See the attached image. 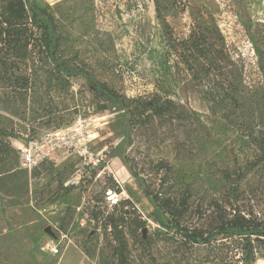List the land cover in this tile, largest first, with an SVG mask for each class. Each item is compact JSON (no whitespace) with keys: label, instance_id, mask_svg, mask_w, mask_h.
Returning <instances> with one entry per match:
<instances>
[{"label":"rangeland","instance_id":"1","mask_svg":"<svg viewBox=\"0 0 264 264\" xmlns=\"http://www.w3.org/2000/svg\"><path fill=\"white\" fill-rule=\"evenodd\" d=\"M29 1L48 8L53 16L61 36L59 57L66 64L86 70L129 99H146L165 91L196 117L190 116L191 120H197L185 125L195 130L190 138L183 134L184 128L168 123L155 124L154 132L144 127L123 138L122 114L110 108L98 112L82 79L70 80L69 88L47 92L43 66L37 62L29 64L35 75L30 77L27 94H12L0 80V126L17 135L10 142L18 153L29 138H42L57 127L68 131L55 154L57 161H46L31 173L16 168L18 174L2 181L0 264H101V243L109 233L101 221L114 209L107 207L104 192L116 182L122 189L120 201H132L147 233L164 229L168 218L139 192L124 155L143 159L145 167L150 161L169 162L184 181L202 189L210 184L214 197H221L227 186L220 179L221 171L227 169L231 180L246 173L238 183V205L242 214L264 220V119L260 111H249L251 116L209 111L205 97L213 90L211 75L200 82L196 71L181 68L168 78L164 90H160L163 83L156 82L168 39L177 45L201 18L219 31L231 60L241 68L243 81L259 82L264 0H173L165 16H157L155 0ZM161 1L165 6V0ZM0 15L19 25L28 24L37 36L25 0H0ZM176 60L171 56L169 61L172 65ZM247 127L250 136L244 133ZM177 144L187 148L189 156L176 158ZM250 162L255 165L249 172ZM92 211L99 214L98 221L91 218ZM81 218L86 222L83 227ZM49 243L58 246L56 254L43 250ZM256 257L255 264H264Z\"/></svg>","mask_w":264,"mask_h":264},{"label":"trees","instance_id":"2","mask_svg":"<svg viewBox=\"0 0 264 264\" xmlns=\"http://www.w3.org/2000/svg\"><path fill=\"white\" fill-rule=\"evenodd\" d=\"M25 3L33 15L31 24L37 36L28 24L19 25L0 15V80L12 94L31 91L30 77L35 71L29 64L40 62L45 91L54 87L69 88L70 80H84L98 112L110 108L122 114L123 138L144 127L154 132V125L163 123L184 128L182 132L187 138L195 132L185 125L188 120L190 124L196 122L190 116L196 117L185 112L165 91L155 92L146 99H129L86 70L62 61L59 57L61 36L48 8H40L29 0ZM154 3L157 16L161 13L165 16L167 4L173 0H165V6L161 0ZM198 20L196 29L177 45L171 37L168 39L170 45L163 52L165 63L159 62L156 69V82L163 83L160 90L165 89L175 70L179 74L181 68L196 71L200 82L211 75L215 78L213 90L205 97L209 111H240L245 116L250 115L249 111H260L263 120L264 55L257 65L261 80L246 84L241 68L227 53L219 31L205 19ZM171 56L177 59L172 65ZM244 133L250 136L251 128H245ZM16 138L11 128L0 126V188L6 176L18 174L16 168L24 171L19 167V153L10 142ZM36 138H29L24 144ZM174 150L176 158L190 154L180 144ZM124 161L139 192L155 211L168 218L167 225L147 233L146 223L132 201H120L101 221L102 227L109 230L101 243V264H255L256 256L264 260V220L242 214L238 205V183L246 173L235 172L239 177L231 180L227 169L221 171L220 179L227 186L221 197H214L216 192L210 184L202 189L184 181L169 162L150 161L149 167H145L143 159L129 155H124ZM254 165L249 163V172ZM91 218L98 221L99 214L92 211Z\"/></svg>","mask_w":264,"mask_h":264},{"label":"built area","instance_id":"3","mask_svg":"<svg viewBox=\"0 0 264 264\" xmlns=\"http://www.w3.org/2000/svg\"><path fill=\"white\" fill-rule=\"evenodd\" d=\"M64 134H68V131L56 130L47 133L42 138L34 139L25 145H21V147H19L20 169L31 173V171L46 161H57V156L55 154L59 152L60 148H62V144H64L63 142H60L64 139ZM121 192L122 189L119 187L118 182L115 183L113 188L105 190L104 199L108 208H113L120 203ZM42 212H46V209L43 208ZM85 223V219L81 218L80 225L83 227L85 226ZM43 250L54 255L58 252V246L55 245V243H49L43 248Z\"/></svg>","mask_w":264,"mask_h":264},{"label":"crops","instance_id":"4","mask_svg":"<svg viewBox=\"0 0 264 264\" xmlns=\"http://www.w3.org/2000/svg\"><path fill=\"white\" fill-rule=\"evenodd\" d=\"M43 1L48 3V4H56V3L61 2L63 0H43Z\"/></svg>","mask_w":264,"mask_h":264}]
</instances>
